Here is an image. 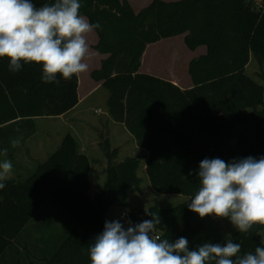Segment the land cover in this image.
Here are the masks:
<instances>
[{
    "label": "trees",
    "instance_id": "1",
    "mask_svg": "<svg viewBox=\"0 0 264 264\" xmlns=\"http://www.w3.org/2000/svg\"><path fill=\"white\" fill-rule=\"evenodd\" d=\"M32 2L40 7L53 0ZM80 2V14L101 25L93 31L98 37L93 50L108 56L91 78L109 94L111 119L124 124L147 153L146 174L155 193L188 199L199 187L197 172L205 158L264 157V86L246 74L256 61V77L264 82V0H154L139 13L125 0ZM180 36L190 51L207 50L189 65V91L140 72L148 46ZM41 75L42 65L23 64L13 73L9 59L0 58V149L5 145L2 126L15 121L16 126H33L32 119L60 117L78 105V75L69 80L58 76L59 84L44 83ZM100 148L107 178L94 199L89 197L90 161L71 134L27 178L5 182L0 189V261L49 201L78 229L41 264H91L88 247L118 204L133 224L151 219L146 211L156 213L161 223L155 234L161 238L185 237L190 249L203 243L205 228L194 226L188 200L172 209H130L129 197L142 183L141 161L129 157L118 162L119 150L108 138H101ZM263 232L264 225L257 224L231 239L241 244V254L254 252Z\"/></svg>",
    "mask_w": 264,
    "mask_h": 264
},
{
    "label": "clouds",
    "instance_id": "2",
    "mask_svg": "<svg viewBox=\"0 0 264 264\" xmlns=\"http://www.w3.org/2000/svg\"><path fill=\"white\" fill-rule=\"evenodd\" d=\"M81 7L80 0H53L40 7L32 0H0V58L9 59V71L19 72L23 64L42 65V82L56 84L58 76L69 80L86 72L87 35L101 25L81 15ZM10 143L15 148L20 140ZM7 153V148L0 149V156ZM12 169L10 160H0V189ZM197 179L199 187L188 198L190 211L201 218H226L244 234L254 225H264V157L231 162L205 158ZM146 214L151 219L136 224L105 221L88 247L91 264H264V240L254 252L243 254L241 244L230 238L223 244L204 242L190 249L185 237L171 241L156 235L160 217Z\"/></svg>",
    "mask_w": 264,
    "mask_h": 264
},
{
    "label": "crops",
    "instance_id": "3",
    "mask_svg": "<svg viewBox=\"0 0 264 264\" xmlns=\"http://www.w3.org/2000/svg\"><path fill=\"white\" fill-rule=\"evenodd\" d=\"M87 36L92 37L89 34ZM95 37L96 42L94 41L91 46H95L98 43L96 34ZM183 37L185 39V36ZM161 42L147 47L142 58L140 72L170 82L182 91L193 89V83L188 72L189 65L194 59L205 55L207 52L206 48L201 47L205 48V50H202L203 55H198V57L188 61V67L185 71L173 68L169 63L166 64V66L169 65L168 70L172 71L171 75L167 77L165 68H158L152 63V60H154L152 57L153 49ZM201 48L194 52L199 51ZM89 51H92L93 55L89 54L85 59L88 64V70L83 72V78H79L82 73L78 75L79 103L72 111L60 117L32 119L33 126H16L18 121L2 126V142L5 144L4 148L8 149V153L7 157L0 156V160L5 158L10 160L13 165L12 172H25L28 175L35 172L39 164L47 161L59 149L63 139L68 134H71L76 139L80 153L87 156L90 161V183L93 172L107 173V160L100 148L102 137L108 138L112 148L119 150L118 162L135 155L137 158H142L146 169L147 153L137 146L135 139L124 124L116 123L111 119L107 110L109 94L103 88L102 83H97L91 78L92 72L100 69L102 61L106 60L108 56L97 53L92 47ZM103 90L106 92L97 97ZM40 122H43L44 125V130L42 131L39 128ZM12 139L20 140L18 147L13 148L11 146L10 141ZM94 158H98V169L96 170H94ZM112 209L120 208L115 206Z\"/></svg>",
    "mask_w": 264,
    "mask_h": 264
},
{
    "label": "rangeland",
    "instance_id": "4",
    "mask_svg": "<svg viewBox=\"0 0 264 264\" xmlns=\"http://www.w3.org/2000/svg\"><path fill=\"white\" fill-rule=\"evenodd\" d=\"M128 1L133 7L135 13H139L141 10L146 8L154 0H125ZM165 2H177L181 0H163ZM261 3V1H259ZM87 36V41L89 44V50L93 49L94 41L96 42V37L93 32L89 33ZM184 37L180 36L174 39H168L162 41L156 48L153 49L152 63H154L158 68H165L167 77H169L172 71H169V65L171 64L173 68L180 71H185L187 69V63L198 55H203L205 48H201L197 52H191L187 49L184 44ZM90 52V51H89ZM93 55L92 51L89 53ZM94 62V61H93ZM166 66V67H165ZM259 72V67L256 61H251L246 74L252 78L254 81L258 82L264 86V82L260 78L256 77ZM188 77V73H187ZM80 79L83 78V73L79 76ZM103 90L97 97L101 96ZM43 122H40V130H44ZM123 155V154H122ZM134 155V154H132ZM132 157V156H130ZM133 157H136L135 155ZM141 167L138 171V177L141 179V186L139 190L131 195L128 200V206L130 209L136 210H148L152 207H158L160 209H172L183 203L188 199L184 196L179 195H159L153 191L151 188L148 176L146 174V169L144 167V162L142 158ZM98 158L93 159L94 170L98 169ZM18 176L27 178L29 175L25 172H12L10 179H16ZM107 178V173L100 172L91 175V191L89 197L94 199L97 193L102 189ZM123 214H128L127 210L124 208L112 209L106 219L107 221L120 220L122 223L127 221L121 220ZM194 226L203 225L205 228L204 232L201 234V238L204 242H222L224 243L226 238L232 237V235L237 232L230 221L226 218H216L214 216H206L201 218L197 213H195ZM127 227V224H125ZM77 225L66 215V213L54 202H47L44 207L39 211L37 218L31 222L21 233L18 241L15 243L14 247L9 249L0 264H41L42 260L45 258H50L58 248L63 244V242L70 236V234L77 230ZM262 240H264V232L262 233Z\"/></svg>",
    "mask_w": 264,
    "mask_h": 264
},
{
    "label": "built area",
    "instance_id": "5",
    "mask_svg": "<svg viewBox=\"0 0 264 264\" xmlns=\"http://www.w3.org/2000/svg\"><path fill=\"white\" fill-rule=\"evenodd\" d=\"M125 218L128 219V214H127V215H126V214H123V215L121 216V220H122V221H125Z\"/></svg>",
    "mask_w": 264,
    "mask_h": 264
},
{
    "label": "water",
    "instance_id": "6",
    "mask_svg": "<svg viewBox=\"0 0 264 264\" xmlns=\"http://www.w3.org/2000/svg\"><path fill=\"white\" fill-rule=\"evenodd\" d=\"M116 207H117V208H120V205L118 204V205H116Z\"/></svg>",
    "mask_w": 264,
    "mask_h": 264
}]
</instances>
